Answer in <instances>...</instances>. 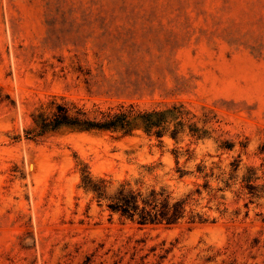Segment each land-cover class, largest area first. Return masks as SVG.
Instances as JSON below:
<instances>
[{"label": "rangeland", "instance_id": "rangeland-1", "mask_svg": "<svg viewBox=\"0 0 264 264\" xmlns=\"http://www.w3.org/2000/svg\"><path fill=\"white\" fill-rule=\"evenodd\" d=\"M53 102L170 112L28 134ZM84 176L183 212L140 225ZM0 264H264V0H0Z\"/></svg>", "mask_w": 264, "mask_h": 264}, {"label": "trees", "instance_id": "trees-1", "mask_svg": "<svg viewBox=\"0 0 264 264\" xmlns=\"http://www.w3.org/2000/svg\"><path fill=\"white\" fill-rule=\"evenodd\" d=\"M169 112H141L132 105H119L115 109H96L90 113L74 104L53 102L49 112H39L34 116L35 128L28 134L41 136L60 128H69L79 132L109 131L129 136L135 128L141 127L146 133H153L160 138L163 134L165 115ZM171 135L175 138V133ZM83 185L86 190L95 194L98 200H108V208L111 211L130 219L137 217V223L140 225L158 224L163 221L166 224H174L183 212L182 203L169 206L166 199L160 200L158 196L162 195L154 191L142 197L140 193L126 191L125 186L121 185L114 195L106 197L103 181L93 182L88 176H84Z\"/></svg>", "mask_w": 264, "mask_h": 264}]
</instances>
